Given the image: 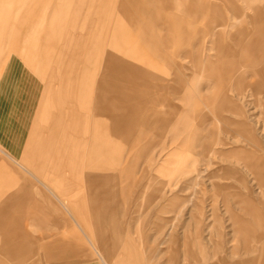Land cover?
I'll use <instances>...</instances> for the list:
<instances>
[{
  "label": "crops",
  "instance_id": "crops-1",
  "mask_svg": "<svg viewBox=\"0 0 264 264\" xmlns=\"http://www.w3.org/2000/svg\"><path fill=\"white\" fill-rule=\"evenodd\" d=\"M140 1L142 20L123 24L116 88L95 57L81 54L95 48V29L73 23L71 39H48L40 20L29 21L28 0L15 24L0 23V264H89L78 230H62L65 209L116 264H137L117 196L143 199L169 185L186 193L206 178L225 197L231 231L203 225V205L189 211V262L264 264V106L250 102L264 96V34H256L264 32V0ZM164 133L173 147L150 158Z\"/></svg>",
  "mask_w": 264,
  "mask_h": 264
},
{
  "label": "rangeland",
  "instance_id": "rangeland-1",
  "mask_svg": "<svg viewBox=\"0 0 264 264\" xmlns=\"http://www.w3.org/2000/svg\"><path fill=\"white\" fill-rule=\"evenodd\" d=\"M31 1L33 8L29 13V21L36 25L35 19L40 20L38 24L46 27L47 38H62L65 33L71 37L72 24L79 23L81 29L89 26L95 29L92 39L96 40L95 48H81V54H90L96 58V70L106 72L111 76L107 81L113 88L123 86V24L139 23L141 17L136 11L135 4H141L140 0H28ZM0 0V23L15 24L23 15V0L15 1ZM35 2V3H34ZM25 7V6H24ZM162 7V6H161ZM13 8V9H11ZM9 9V10H8ZM57 10V11H56ZM166 10L160 9V25L168 24V16L163 14ZM79 12V16H78ZM143 14V13H141ZM231 16V13H229ZM40 26V25H39ZM68 26V27H67ZM82 35H85L83 31ZM161 34V33H160ZM167 36V35H166ZM161 36V57L164 56L168 48H165L166 42ZM44 37V34H42ZM64 37V39H70ZM80 39V34H79ZM85 40H87L85 38ZM82 41V40H81ZM82 43V42H81ZM164 47V48H163ZM88 50L90 51L88 53ZM166 62V61H165ZM183 63L187 61L183 60ZM165 63L162 60L161 66ZM208 83L207 78H203V85ZM203 87V86H202ZM174 102L183 107L182 102L175 96H171ZM256 101L260 102L257 104ZM244 102V103H243ZM242 104L246 110H251L246 106L245 101ZM250 102L257 107V111L264 106V96L257 95L250 98ZM260 125V124H259ZM258 133L262 132V127L257 128ZM222 137H227L225 133H220ZM262 135V133L260 134ZM170 133H164L158 137L159 144L151 153V157L158 159L160 152L171 149ZM237 142L242 143L240 137L235 138ZM264 142V139H263ZM236 143V142H235ZM220 155L214 156V160H219ZM162 158H160L161 160ZM159 160V159H158ZM17 165V164H15ZM19 167V166H18ZM17 167V168H18ZM210 172V171H209ZM198 185H195L194 191L181 193L178 187L172 185L165 186L163 190L151 189L144 193L143 199L140 196L123 197V193L117 196L122 214V223L125 225L127 236L135 243L137 264L140 261L145 264H170L169 260L174 256L171 264H205L199 260L189 262L188 253L185 249L187 241L184 236L186 230L192 233L195 230V222L189 219V211L198 213L197 206L203 205L205 222L203 225L211 224L213 231L230 232L231 221L230 212L224 201L225 197L218 194L209 179H200ZM259 190H256L258 195ZM195 192L193 201L190 200V194ZM264 192V187L262 189ZM61 206L60 201L53 197ZM196 205V206H195ZM232 210L241 213V208L232 206ZM70 208V207H69ZM71 209V208H70ZM72 210V209H71ZM63 231L69 227H75L81 235V238L89 245L92 251L82 253L81 260L89 264H116L115 255L105 253L100 244L91 234L90 229L81 223L73 214L68 212ZM206 235V233H203ZM229 235L225 237V244L228 245ZM215 239H217L215 237ZM36 245V244H35ZM145 247L153 248V251L145 250ZM211 246L209 245V248ZM35 249L39 251V246ZM195 253L201 257L202 250L196 246ZM212 252V250H209ZM224 253V252H222ZM42 253L35 258L44 261ZM218 254L217 256H220ZM34 258V259H35ZM33 260V258H32ZM33 262V261H31ZM44 263V262H43Z\"/></svg>",
  "mask_w": 264,
  "mask_h": 264
},
{
  "label": "bare ground",
  "instance_id": "bare-ground-1",
  "mask_svg": "<svg viewBox=\"0 0 264 264\" xmlns=\"http://www.w3.org/2000/svg\"><path fill=\"white\" fill-rule=\"evenodd\" d=\"M33 6V5H32ZM31 6V7H32ZM33 8V7H32ZM57 11V10H56ZM68 27V26H67ZM79 30H80V28H79ZM83 30H80V40H82V38H83V36L84 35H82V32ZM258 36L260 35V34H264V32H262V31H260L259 33H256ZM69 37V35L68 34H66L65 33V35H64V37ZM63 36H62V38H64ZM61 38V39H62ZM70 39L72 38V37H69ZM74 38H77V35L76 36H74ZM54 39H57V38H54ZM55 41V40H54ZM87 93V92H86ZM115 103V102H114ZM111 104V103H110ZM128 111V110H127ZM100 113V112H99ZM123 116H125V114L123 115ZM82 119H83V117H82ZM60 123V122H59ZM67 128H68V126H67ZM69 129V128H68ZM83 130V129H82ZM102 132V131H101ZM109 132V131H108ZM123 133V132H122ZM121 133V134H122ZM59 134V133H58ZM127 135V134H126ZM60 136H61V134H60ZM116 136V135H115ZM119 136V135H118ZM122 136V135H121ZM106 137V136H105ZM123 137V136H122ZM62 138H63V136H62ZM127 138V137H126ZM129 138V137H128ZM52 140V139H51ZM97 140V139H96ZM105 140V139H104ZM128 140V139H127ZM52 142V141H51ZM94 144V143H93ZM109 144H110V142H109ZM98 146V145H97ZM50 147V146H49ZM96 147V146H95ZM100 147V146H99ZM108 148V147H107ZM51 149V148H50ZM98 150V149H97ZM49 151V150H48ZM96 151V150H95ZM107 151V150H106ZM100 152V151H99ZM102 153H100L99 155H101ZM113 155V154H112ZM90 156V155H89ZM112 158H114L115 159V155H114V157H112ZM91 159V158H90ZM103 160V159H102ZM113 160V159H112ZM116 160H117V158H116ZM91 162H93V161H91ZM104 163H106V162H104ZM97 164V163H96ZM99 164H100V162H99ZM95 165V164H94ZM98 166V165H97ZM25 167V166H24ZM100 167V166H99ZM99 167H97V168H99ZM115 168V167H114ZM44 183V182H43Z\"/></svg>",
  "mask_w": 264,
  "mask_h": 264
}]
</instances>
